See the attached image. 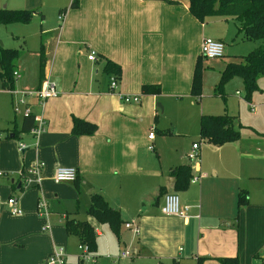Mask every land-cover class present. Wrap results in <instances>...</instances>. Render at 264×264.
<instances>
[{
    "label": "crops",
    "instance_id": "1",
    "mask_svg": "<svg viewBox=\"0 0 264 264\" xmlns=\"http://www.w3.org/2000/svg\"><path fill=\"white\" fill-rule=\"evenodd\" d=\"M76 1V6H71L72 0H16L17 7L11 9L34 10L36 20L32 17L27 24L4 25L13 27L22 37L27 35L18 30V24L35 25L33 33L39 43L30 75L25 57L20 55L14 70L19 77L14 79L12 88L34 90L48 79L57 94L42 104L30 99L34 124L42 121L39 133L21 132V116L9 135L21 141L8 142L6 151L0 149V159L6 161V171L0 174V264H48L49 254L59 247L65 264H83L78 260V239L64 228L65 218L77 219L75 210L67 208L59 218L50 217L48 210L50 201L55 200L52 194L58 196L64 191L72 200L84 201L85 212L90 195L99 193L118 210L122 220L138 228V234L131 239L127 232L116 237L106 228L107 224L99 223L101 230L96 229L97 221L89 216L95 221L86 219L95 231V264L123 262L119 259L124 258L115 256L129 246L137 259L148 261L147 264H171L173 260L194 264L204 259L218 263L219 257L235 255L241 264H264L258 255L260 241L255 236L244 241L238 220L240 209H250L253 202L264 204V195L259 201L251 200L249 189L247 203L238 207V193H247L243 178L248 175L225 169L209 175L199 158L192 172L199 176L198 181L190 182L183 191H175L170 168L189 164L188 160L173 156L167 175H163V168H144L138 159L143 142L154 150L151 142L155 135L152 139L147 135L158 117L160 102L164 106L165 102L179 104L185 100L192 104V99H199L200 95L194 97L190 90L196 60L200 58L201 64L203 60L200 44L207 37L224 43L217 30L216 22L220 21H199L191 15L188 0ZM4 7L10 8L5 4ZM40 7L50 9V22ZM229 19L237 31L235 20ZM17 40L21 41L17 48H23L22 40ZM31 41L34 42L33 35ZM0 46L19 50L2 45L1 41ZM91 50L95 51V60L88 58ZM106 60L119 66L118 77L100 72ZM112 80L116 81L113 89ZM145 85L158 86V93L143 92ZM6 89L1 87L12 108L14 96ZM122 95L138 96V102H124ZM12 114L15 120L18 115L13 110ZM73 118L94 124L95 132L72 134ZM19 144L24 145L20 159ZM183 155L187 158V153ZM239 155L248 156L242 152ZM35 160L44 163L40 185L26 184L23 188L20 173ZM59 166L76 168L75 180L54 182L53 174ZM16 190L19 194L14 195ZM171 192L179 194L180 205L187 207L184 217L161 212L164 195ZM10 195L18 199L22 212L19 216L10 215L5 205V198ZM138 197H144L139 208L128 213L130 208H136ZM39 198L46 203L45 218L36 213ZM46 223L50 225L48 230L43 228ZM249 224L264 230V208L249 216ZM259 236L263 238L264 234L259 232Z\"/></svg>",
    "mask_w": 264,
    "mask_h": 264
},
{
    "label": "rangeland",
    "instance_id": "2",
    "mask_svg": "<svg viewBox=\"0 0 264 264\" xmlns=\"http://www.w3.org/2000/svg\"><path fill=\"white\" fill-rule=\"evenodd\" d=\"M4 4L10 8H16L18 5L16 0H0L1 8L4 7ZM39 9L44 14L47 22H50V9L46 8L44 10L41 7ZM34 20H36V17L33 16ZM209 20L220 21V24L219 22H216V24L219 25L217 30L219 31L220 39L225 43L224 56L216 59L203 57L200 69V97L197 101L192 99V104L187 100L179 104L165 102V106L159 101L161 103V109L159 110L158 117L150 127V131L155 135V139L151 142L154 150H149L147 144L143 142L138 149L139 163L143 164L144 168L148 165L154 166L155 168L161 167L163 168V175H167V167L171 164L172 157L180 155L181 158H184L183 160L187 161L188 159L183 154L189 152L192 141H195L199 143L198 152L200 164L209 175H212L216 171L241 170L242 174L248 175L243 178V186L246 188L248 196L250 189L252 194L251 200L259 201L264 195V78L262 76L258 77L257 88L248 95L240 75L234 73L223 77L227 74L226 72L224 73L226 64L232 62L231 60L241 61L249 51L257 46L258 42L243 39L242 35L238 34L235 30L234 24L229 18L225 20V17L214 16L209 18ZM38 22L40 23L39 20ZM17 26H19L18 30L26 32L24 35H27V37H22V35L17 34L13 30V27L0 25V41L2 45L17 48L19 43H21L17 38L19 37L22 40L23 48L17 49L25 57V65L29 69L27 75H30L34 67V55L37 54L36 50L39 48L37 34L34 35L36 30L33 29V26L35 25L18 24ZM16 35L19 36L16 38ZM32 35L34 39L33 43L31 41ZM224 112L230 115L231 125L239 133L238 143L228 142L215 146L202 140L199 134L200 114L213 113L217 115ZM20 117L18 115L14 120L10 99L2 92L0 87V149L3 151L7 150L8 142L13 141L16 144V142L19 143L21 141L20 138L9 137L14 123H18ZM22 148L19 146V159L22 156ZM240 152L246 153L248 156H240ZM187 162H189L191 172L194 174L193 170L196 162L190 160ZM4 164H6V161L0 159V169H3L0 170V174L6 171L4 170ZM245 184L249 185V188ZM26 187L24 183L23 188ZM35 189L37 190V188ZM15 194H19V192L17 190L14 191ZM54 194H52V197L55 200L50 201V208H48L50 217L59 218L63 211H66L67 208H72V210H75V215L78 219H89L95 222L86 214L85 208L87 204L84 201L72 200L66 191L58 196ZM143 198L138 197L136 208H130L128 213H135ZM249 208L240 209L239 211L238 220L240 222V230L244 241L252 236H255L260 241L261 252L258 255L264 261V237L259 236V232L264 234V230H260L259 227L252 228L249 224V216L253 212L254 214H259L263 210L264 204L253 202ZM36 213L39 216L37 208ZM124 223V220L120 223L119 234L121 233L122 235L124 232H127L129 239L136 236L131 229L124 227ZM94 225L96 229L101 230V224L96 222ZM106 228L115 236L114 232L108 226ZM124 249L132 251L130 246ZM115 257L117 258V256ZM137 258L136 253H132L124 259H119L123 261L119 264H147L148 262L141 261ZM116 260L119 261L118 259ZM81 262L83 264L96 263H90L89 261ZM200 264L220 263H217L216 260L204 259L200 260Z\"/></svg>",
    "mask_w": 264,
    "mask_h": 264
},
{
    "label": "trees",
    "instance_id": "3",
    "mask_svg": "<svg viewBox=\"0 0 264 264\" xmlns=\"http://www.w3.org/2000/svg\"><path fill=\"white\" fill-rule=\"evenodd\" d=\"M168 3L173 0H163ZM77 1L72 0L71 6H76ZM189 11L193 17L201 22L214 16L232 18L236 22L237 33L243 39L257 41L258 44L249 51L241 61H232L226 64L224 73L238 74L243 80L246 93L257 88L259 76L264 78V0H188ZM35 11L25 8L11 9L0 8V25H7L14 22L27 24L32 20ZM21 55L20 50L5 48L0 46V81L2 88H12L16 62ZM40 66L44 63L43 48L39 50ZM203 58V57H202ZM201 60L197 58L194 74L192 77L191 94L194 97L200 95V73ZM101 73L112 74L114 77L120 75V68L110 60H106L100 68ZM145 93H158L159 87L155 85H145L142 88ZM247 95V97H248ZM34 125V115L30 114L22 117L20 131L29 132ZM96 126L92 123L73 118L71 133L74 135H92ZM200 138L215 146L223 143L234 142L239 138V133L231 125L230 115L227 113L212 115L201 114L199 121ZM170 176L173 178V189L183 191L190 183L193 176L189 164H181L170 168ZM159 193H162L160 188ZM238 207L247 203V193L241 190L237 197ZM86 214L93 217L98 223L107 224L119 236V226L122 222L117 209L112 208L105 198L99 193L90 195ZM64 228L68 235H73L78 239L79 244H84L93 252L96 249L95 231L87 220L76 218H65ZM220 264H241L237 255L217 258ZM171 264H183L173 260ZM196 264H200L198 260Z\"/></svg>",
    "mask_w": 264,
    "mask_h": 264
},
{
    "label": "built area",
    "instance_id": "4",
    "mask_svg": "<svg viewBox=\"0 0 264 264\" xmlns=\"http://www.w3.org/2000/svg\"><path fill=\"white\" fill-rule=\"evenodd\" d=\"M142 1V0H138ZM224 54V43L220 40H215L212 38H204L200 44V55L207 59H216L221 58ZM88 58L91 60H95L96 54L95 51L91 50ZM14 79L19 77L17 72H13ZM116 81L112 80L110 82L111 89L115 88ZM11 95L14 96L13 103H12V110L14 114L20 116H27L32 114V105L30 99H35L38 104H42L46 99L53 97L57 94L54 84L49 81L48 79H44L41 81L38 88L34 90H14L13 88L6 89ZM238 93V92H236ZM121 99L124 102H138V96H129V95H122ZM35 119V117H34ZM43 129L42 121L37 123V125H33L30 131L33 134L39 133ZM154 134L150 131L147 135L148 139H152ZM20 147H24L23 144H19ZM199 148V143L194 142L191 145L190 151L187 153V158L190 161H199V152L197 149ZM152 150V147H149ZM44 167V163L42 161L35 160L29 168L25 171L21 172L20 175L23 177V181L25 184L39 186L41 180V170ZM76 168L70 166H59L55 169L53 174L54 182H72L76 178ZM30 176H33L31 178ZM199 176L193 175L190 179L191 183L198 181ZM5 205L8 208L10 215L12 216H19L21 215V210L18 206V199L15 196H8L5 200ZM36 208L40 216L44 218L47 217L48 211L46 207V203L43 198H39L36 203ZM161 212L165 215H175L184 217L186 214L187 207H183L180 205L178 195L176 193H167L164 195L163 204L160 208ZM124 227L127 229H131L136 235L138 234V228L132 222H125ZM44 229H49L50 225L46 223L43 227ZM79 255L78 260L84 262L95 263L96 257L94 256L93 252H91L88 247L84 244L78 245ZM132 253L131 250L122 249L117 255V258H126L130 256ZM48 264H65L64 253L62 248H55L49 254L47 258Z\"/></svg>",
    "mask_w": 264,
    "mask_h": 264
}]
</instances>
